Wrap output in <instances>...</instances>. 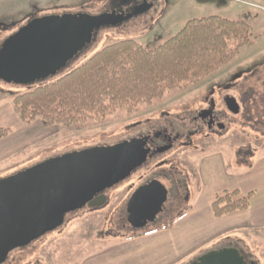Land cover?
I'll use <instances>...</instances> for the list:
<instances>
[{
	"label": "rangeland",
	"instance_id": "374dc122",
	"mask_svg": "<svg viewBox=\"0 0 264 264\" xmlns=\"http://www.w3.org/2000/svg\"><path fill=\"white\" fill-rule=\"evenodd\" d=\"M166 1L167 11L157 31L145 33L140 24H136L135 29H130L129 25L100 28L96 39L66 69L43 83L18 86L0 81V129L10 131L0 138V180L71 152L115 146L132 136L130 125L133 121L150 118L161 105L167 106L165 111L172 124L184 130L191 129L193 114L204 106L208 91L218 97L231 94L240 106L239 112L230 117V133L220 140L209 141L198 153L190 151L195 150L190 145V149L178 153L175 160L171 154L178 144L174 146L168 154L187 178L184 187L171 188L161 212L143 228H128L124 220L130 196L141 187L137 179L140 171L107 189V194L100 195L97 200L105 201L102 208L90 212L88 206L67 215L62 227L28 247L10 252L4 264H190L225 243L231 245L226 247L238 248L247 262L264 264V231L257 233L243 226L238 228V223H244L243 217L215 219L211 212L214 198L223 192L234 189L243 195L252 192L258 197L255 202L264 195V0ZM108 2L0 0V24L17 25L31 12H78L94 16L107 7ZM215 16L232 21L244 19L262 38L250 47H243L228 65L204 81L165 95L161 105L157 104L160 101L154 102L152 109H149L151 106L140 108L133 114L118 111L103 122L88 121L69 128H45L39 119L22 125L13 113L11 102L16 94L55 83L105 46L131 39L146 50H153L181 31L186 22ZM4 37L5 34L0 33V41H4ZM247 155L254 163L251 172L237 164ZM165 156L153 160L148 165L149 170ZM167 225L169 229L155 231ZM142 232H145L142 237L128 238Z\"/></svg>",
	"mask_w": 264,
	"mask_h": 264
},
{
	"label": "water",
	"instance_id": "95a60500",
	"mask_svg": "<svg viewBox=\"0 0 264 264\" xmlns=\"http://www.w3.org/2000/svg\"><path fill=\"white\" fill-rule=\"evenodd\" d=\"M111 22L106 14L64 13L33 18L0 45V81L18 86L41 84L67 68ZM225 107L237 113L230 95ZM141 139L71 152L0 180V264L9 253L28 247L62 227L67 215L81 211L130 174L146 158ZM167 180L153 179L133 191L127 223L143 226L161 212L169 193ZM190 264H254L239 249L205 253Z\"/></svg>",
	"mask_w": 264,
	"mask_h": 264
},
{
	"label": "trees",
	"instance_id": "16d2710c",
	"mask_svg": "<svg viewBox=\"0 0 264 264\" xmlns=\"http://www.w3.org/2000/svg\"><path fill=\"white\" fill-rule=\"evenodd\" d=\"M259 38L262 36L244 19L215 16L186 22L181 31L153 50L123 39L101 48L55 83L16 94L11 102L13 113L22 125L39 119L45 128L99 123L118 111L133 114L165 95L204 81ZM9 133L0 129V138ZM252 196L239 190L223 192L211 204L213 217L246 212ZM104 202L96 199L90 207L104 206ZM169 227H157L155 231Z\"/></svg>",
	"mask_w": 264,
	"mask_h": 264
},
{
	"label": "flooded vegetation",
	"instance_id": "af4514ba",
	"mask_svg": "<svg viewBox=\"0 0 264 264\" xmlns=\"http://www.w3.org/2000/svg\"><path fill=\"white\" fill-rule=\"evenodd\" d=\"M166 4V0H109L107 7L100 10L96 15L106 14L111 18V22L101 28H111L113 26L125 28L126 25H129L130 29H135V27L140 24L142 25L141 29H143L145 33H151L162 27L160 21L165 17L164 15L167 11ZM64 13L31 12L20 20L17 25L0 24V33L5 34L3 39H7L8 36L15 33L20 27L25 26L33 18ZM2 42L3 40L0 41V45ZM227 96L229 95L221 94L219 97L214 96L213 91H208L204 100V106L196 109L193 114L192 120L194 126L191 129L184 130V127L181 129L178 125L172 124L168 119L169 113L165 111L167 106L161 105L163 99L157 103L161 105V107L158 108L150 118H145L143 121H133L134 123L130 125L133 130L132 136H129L124 142L133 139H141L143 142V150L146 152V158L130 176L133 173H139L141 171L137 177V179L141 181V185H145L153 181V179H165L169 183V193L171 192V188L184 187V181L187 178H185V175L179 170V167L175 166L174 160L178 156V153L186 149L189 150V147H191L190 145L194 146L195 149H191L190 151L198 153L200 147H202L203 150L204 145H209V141L220 140L226 133L227 135L230 133V117L234 113L230 112L224 105ZM152 108H154V106H151L149 109ZM239 110L240 106L238 112ZM227 123L229 125H227ZM127 129H129V127H127ZM176 144H178V148L175 152H172L171 156L174 158V160H172L168 153L171 152ZM164 154L167 156L159 161L157 160L152 170L150 169L151 172H149L148 165ZM164 166L167 168H164ZM184 168L186 169L185 166ZM147 172H149V175H147ZM103 194H107V191L101 195ZM98 197H96V199ZM96 199L89 202L83 210L88 208V206L90 207L92 202ZM102 207L103 206L96 208L90 207L89 211H96ZM124 214L126 225L128 228H131L127 223L126 208Z\"/></svg>",
	"mask_w": 264,
	"mask_h": 264
},
{
	"label": "crops",
	"instance_id": "0c3cea01",
	"mask_svg": "<svg viewBox=\"0 0 264 264\" xmlns=\"http://www.w3.org/2000/svg\"><path fill=\"white\" fill-rule=\"evenodd\" d=\"M251 155H252V153H251ZM237 164L238 165L240 164V165L246 167L248 169L247 172H251V170H252L251 168L254 165L252 160H248V155H247V158L245 160L242 159V160L237 161ZM262 194H264V192ZM256 196L257 195L253 193V196H252V199L250 202V206L246 212H235V213L228 214L225 216L231 217L232 220H234V218L237 219V218L243 217L244 223L239 224L237 222L238 226H239L238 228H240V226H243V228L246 229L247 231L250 230L252 232L259 233L261 231H264V195H262L263 197H260L261 200H258V202H255L258 199V197H256ZM233 222H235V221H233ZM226 246H231V245L225 243L224 245H221L219 248L220 249L225 248ZM233 247H235V246H233Z\"/></svg>",
	"mask_w": 264,
	"mask_h": 264
}]
</instances>
